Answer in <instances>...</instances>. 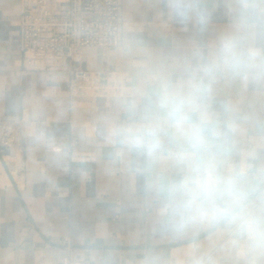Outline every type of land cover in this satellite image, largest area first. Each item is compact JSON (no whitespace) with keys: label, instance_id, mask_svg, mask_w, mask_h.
Returning <instances> with one entry per match:
<instances>
[{"label":"crops","instance_id":"crops-1","mask_svg":"<svg viewBox=\"0 0 264 264\" xmlns=\"http://www.w3.org/2000/svg\"><path fill=\"white\" fill-rule=\"evenodd\" d=\"M21 5L0 0V118L23 122L0 264H264V0H124L127 51L75 54L109 78L84 97L26 70Z\"/></svg>","mask_w":264,"mask_h":264},{"label":"built area","instance_id":"built-area-1","mask_svg":"<svg viewBox=\"0 0 264 264\" xmlns=\"http://www.w3.org/2000/svg\"><path fill=\"white\" fill-rule=\"evenodd\" d=\"M124 25V0H22L20 39L24 66L30 71L67 70L73 97L104 95L108 76L76 71L75 54L88 48L127 51ZM22 139V120L0 118V150L18 148ZM54 151L61 152L62 147ZM65 244L68 248L69 244ZM62 264H86V260L68 253Z\"/></svg>","mask_w":264,"mask_h":264}]
</instances>
